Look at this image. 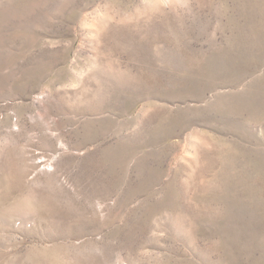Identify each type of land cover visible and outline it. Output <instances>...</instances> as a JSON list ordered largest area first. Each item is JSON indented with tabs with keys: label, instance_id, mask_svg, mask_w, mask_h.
I'll return each instance as SVG.
<instances>
[{
	"label": "rangeland",
	"instance_id": "374dc122",
	"mask_svg": "<svg viewBox=\"0 0 264 264\" xmlns=\"http://www.w3.org/2000/svg\"><path fill=\"white\" fill-rule=\"evenodd\" d=\"M0 264H264V0H0Z\"/></svg>",
	"mask_w": 264,
	"mask_h": 264
}]
</instances>
